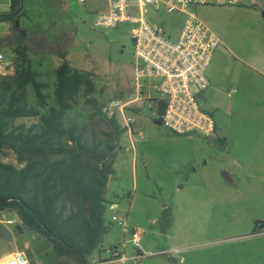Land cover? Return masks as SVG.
<instances>
[{"label":"rangeland","instance_id":"374dc122","mask_svg":"<svg viewBox=\"0 0 264 264\" xmlns=\"http://www.w3.org/2000/svg\"><path fill=\"white\" fill-rule=\"evenodd\" d=\"M7 1L0 0V14ZM33 2L37 7L19 16L18 31L12 23H0V52L7 64L0 77L12 74L20 64L9 45H25L31 68L39 69V80L48 83L47 107L37 105L30 85L28 103L44 113L54 105L60 62L55 50H66L72 68L93 74L92 97L102 112L115 116L121 127H126L125 119L135 121L137 134L131 139L124 132L120 137L116 175L106 190L109 203L117 205L107 207L105 223L110 229L100 251L88 258L89 264L110 261L115 249L128 259L123 264H264V81L237 60L249 36L244 22H253L255 7L250 13L228 12L229 6L208 7L213 10L207 13V6L194 10L218 42L206 70L210 86L198 100L213 113L223 143L198 135H174L158 123L156 105L151 106L147 96H159L147 87L148 81L142 82L144 102L128 103L136 88L130 24L94 25L96 16L107 10L108 0ZM145 13L163 24L172 39L178 37L182 16L167 13L163 4L148 7ZM115 102L125 104L122 111L113 106ZM65 121L87 124L99 135L108 130L82 96ZM37 122L33 117L13 121L27 127ZM0 160L21 165L10 150H4ZM165 208L171 222L162 229ZM113 216L118 221H112ZM5 219L20 224L13 212L0 211V225ZM9 228L13 239L0 237V264L15 251L23 252L32 264H74L70 258L57 257L50 243L27 227L22 233ZM132 229L141 234L138 247L132 243Z\"/></svg>","mask_w":264,"mask_h":264},{"label":"trees","instance_id":"16d2710c","mask_svg":"<svg viewBox=\"0 0 264 264\" xmlns=\"http://www.w3.org/2000/svg\"><path fill=\"white\" fill-rule=\"evenodd\" d=\"M21 1L11 0V6L17 8ZM20 15L0 14V23H12V29L18 31ZM9 49L17 54L20 64L12 74L0 77V154L12 151L21 165L0 160V211L13 212L22 228L50 243L57 257L89 264L88 258L100 249L110 229L105 213L112 203L106 190L116 175L114 163L126 128L115 116L102 112L92 97L93 74L72 68L66 50H56L60 62L55 72L54 105L44 113L29 105L28 85L37 105L47 107L44 91L48 83L39 80V72L31 68L25 45L10 44ZM80 96L107 127L102 135L87 124H66V115L76 108ZM157 107L159 115L164 102ZM20 117L38 118V122L28 127L14 124ZM170 222L165 208L161 228Z\"/></svg>","mask_w":264,"mask_h":264},{"label":"built area","instance_id":"2783aa9c","mask_svg":"<svg viewBox=\"0 0 264 264\" xmlns=\"http://www.w3.org/2000/svg\"><path fill=\"white\" fill-rule=\"evenodd\" d=\"M84 3L85 0H78ZM242 0H108L107 10L96 16L97 27H116L121 23L130 24V36L134 49V97L128 102H142L144 90L142 82L148 81L147 87L154 89L162 98L164 107L158 115L162 126L174 135H198L213 140L217 137L214 117L205 111L198 97L210 86L206 70L210 67L217 39L197 17L195 8L206 6H236ZM163 4L167 13L182 16V26L176 39L168 35L163 24L154 22L146 16L148 7ZM7 64L0 52V69ZM155 79L154 84L151 80ZM114 107L124 108L125 104L115 102ZM112 116V115H110ZM126 128L135 121L125 119ZM111 206V205H110ZM115 209L116 205L111 206ZM112 221H118L117 216ZM9 228L17 224L16 219H5ZM123 226L125 219L119 220ZM132 243L138 247L140 232L131 230ZM112 259L98 261L96 264L120 263L128 261L119 250L112 252ZM136 260V259H134ZM1 264H31L21 251L6 256Z\"/></svg>","mask_w":264,"mask_h":264},{"label":"crops","instance_id":"0c3cea01","mask_svg":"<svg viewBox=\"0 0 264 264\" xmlns=\"http://www.w3.org/2000/svg\"><path fill=\"white\" fill-rule=\"evenodd\" d=\"M11 3H12L11 0H8L7 3L5 2L6 10L4 13H1V14L11 13V12L14 14H24V13H28L27 12L28 10L35 9L37 7V4L33 2V0H22L19 6H17V8L16 7L13 8L11 6ZM208 7H213V6H207V8ZM229 7L230 8H228L226 11L239 12V13H244L247 11H249L250 13L254 11V7H255L256 11L252 12L254 13V20H253L254 26H250V23L252 21L244 22L246 23V26L244 29H246V32L249 34V36L248 38H245L246 44L244 45L243 43L244 48L241 51L242 57H239L237 60L238 62H240L242 66H246L247 69L255 72V78H258L259 80L264 81V0H242L240 5L229 6ZM210 10H213V8L205 9L204 12L207 13V12H210ZM221 37H225V36H221ZM36 71L39 72V74L41 73L39 69ZM262 90L264 91V89ZM157 95L159 97H151L149 94V96H147V99L151 101L150 105L152 106V104H155L158 110L157 105L159 102H162V98L159 94ZM143 102H144V99L140 104H142ZM210 114L212 115L213 113L211 112ZM131 129L132 131H129L128 128H126L125 132L128 133L129 137L132 139L134 134H137V133H135V129L133 126L131 127ZM216 129H217V137L214 138L213 140L215 141L224 140V138L221 137L220 134L218 133L217 126H216ZM225 141L226 140H224L223 143ZM113 205H117V204L112 203L111 206ZM36 264H39V263H36Z\"/></svg>","mask_w":264,"mask_h":264},{"label":"water","instance_id":"95a60500","mask_svg":"<svg viewBox=\"0 0 264 264\" xmlns=\"http://www.w3.org/2000/svg\"><path fill=\"white\" fill-rule=\"evenodd\" d=\"M14 230L16 232L22 233L23 232V228L21 227L20 224H16L14 226ZM0 237L4 238L5 240H11L13 239V233L10 230V228H8L5 224H1L0 225ZM84 264V263H82Z\"/></svg>","mask_w":264,"mask_h":264}]
</instances>
